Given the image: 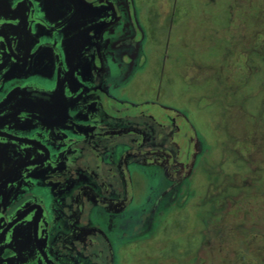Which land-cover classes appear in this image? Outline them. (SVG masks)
Segmentation results:
<instances>
[{
  "label": "flooded vegetation",
  "instance_id": "af4514ba",
  "mask_svg": "<svg viewBox=\"0 0 264 264\" xmlns=\"http://www.w3.org/2000/svg\"><path fill=\"white\" fill-rule=\"evenodd\" d=\"M139 12L136 0H0V264H118L141 218L137 173L160 177L139 232L193 173L204 147L184 113L121 92L145 63Z\"/></svg>",
  "mask_w": 264,
  "mask_h": 264
},
{
  "label": "rangeland",
  "instance_id": "374dc122",
  "mask_svg": "<svg viewBox=\"0 0 264 264\" xmlns=\"http://www.w3.org/2000/svg\"><path fill=\"white\" fill-rule=\"evenodd\" d=\"M136 2L145 63L121 92L182 111L204 153L179 198L158 204L149 232H139L142 207L160 177L137 173L141 218L117 245L118 264H264V36L254 34H264V0Z\"/></svg>",
  "mask_w": 264,
  "mask_h": 264
},
{
  "label": "trees",
  "instance_id": "16d2710c",
  "mask_svg": "<svg viewBox=\"0 0 264 264\" xmlns=\"http://www.w3.org/2000/svg\"><path fill=\"white\" fill-rule=\"evenodd\" d=\"M260 262V261H259Z\"/></svg>",
  "mask_w": 264,
  "mask_h": 264
}]
</instances>
